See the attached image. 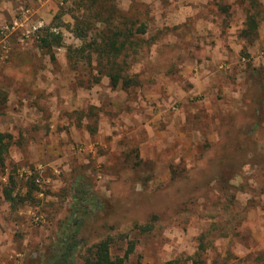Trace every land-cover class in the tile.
Wrapping results in <instances>:
<instances>
[{"label": "rangeland", "instance_id": "374dc122", "mask_svg": "<svg viewBox=\"0 0 264 264\" xmlns=\"http://www.w3.org/2000/svg\"><path fill=\"white\" fill-rule=\"evenodd\" d=\"M76 1L0 0V264H38L76 182L105 207L89 243L110 236L122 255L133 241L126 264H264V0H107L147 26L129 89L68 58L82 43ZM22 9L63 30L53 58L23 27L5 31ZM11 173L22 194L32 176L38 186L14 211L1 195Z\"/></svg>", "mask_w": 264, "mask_h": 264}, {"label": "trees", "instance_id": "16d2710c", "mask_svg": "<svg viewBox=\"0 0 264 264\" xmlns=\"http://www.w3.org/2000/svg\"><path fill=\"white\" fill-rule=\"evenodd\" d=\"M83 13L73 15L71 31L81 40L79 46H68V58H84L88 65L96 69L95 81L106 76L111 87L129 89L139 85L137 75L130 74L131 57L145 45L143 36L147 26L138 15L127 17L120 14L114 3L107 0H77ZM253 4V3H252ZM226 10V9H225ZM260 12L255 6H249L245 11L244 26L240 32L247 40L254 39L258 31V16ZM101 23L98 29L96 24ZM45 26L38 34L37 42L41 49L53 58V47L62 45L63 32H53ZM56 26V25H55ZM10 134L0 131V172L6 169V157L10 144ZM85 184V183H84ZM81 182H76L72 190L73 204L70 215L56 239L48 245L38 264H75L77 258L82 264H126L128 255L134 250L135 243L127 242L122 255L112 253L113 238L105 236L89 243L91 222H99L103 218L105 207L98 196H92V203H87V190ZM25 194L18 192L17 180L11 173L2 184L1 195L14 211L28 201L34 202L36 190L35 177L25 182ZM86 185V184H85ZM90 201V200H89ZM144 225L141 230H150Z\"/></svg>", "mask_w": 264, "mask_h": 264}, {"label": "built area", "instance_id": "2783aa9c", "mask_svg": "<svg viewBox=\"0 0 264 264\" xmlns=\"http://www.w3.org/2000/svg\"><path fill=\"white\" fill-rule=\"evenodd\" d=\"M29 11L26 9H22L18 18L11 24V28L5 27V31H15L17 29H21L20 37L22 41L25 40H37L38 34L40 31L47 26L45 22L41 19L31 20L29 19ZM49 29L53 32H62L63 30L59 26H50Z\"/></svg>", "mask_w": 264, "mask_h": 264}, {"label": "crops", "instance_id": "0c3cea01", "mask_svg": "<svg viewBox=\"0 0 264 264\" xmlns=\"http://www.w3.org/2000/svg\"><path fill=\"white\" fill-rule=\"evenodd\" d=\"M39 19V18H38ZM44 22H45V20H44ZM45 24H46V22H45ZM47 26H49V24H46Z\"/></svg>", "mask_w": 264, "mask_h": 264}]
</instances>
